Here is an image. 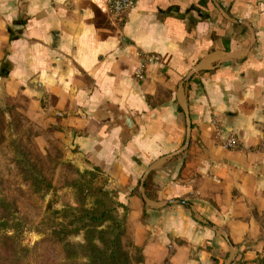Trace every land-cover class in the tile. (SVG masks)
Wrapping results in <instances>:
<instances>
[{
  "label": "crops",
  "instance_id": "1",
  "mask_svg": "<svg viewBox=\"0 0 264 264\" xmlns=\"http://www.w3.org/2000/svg\"><path fill=\"white\" fill-rule=\"evenodd\" d=\"M147 55L159 61L137 79ZM0 73L70 156L101 167L136 264H228L259 229L264 0H137L121 15L107 0H0Z\"/></svg>",
  "mask_w": 264,
  "mask_h": 264
},
{
  "label": "rangeland",
  "instance_id": "2",
  "mask_svg": "<svg viewBox=\"0 0 264 264\" xmlns=\"http://www.w3.org/2000/svg\"><path fill=\"white\" fill-rule=\"evenodd\" d=\"M62 140L40 118L30 115V102L22 92L0 98V264H69L63 244L52 235L63 222L71 228L72 216L50 210L96 205L100 199L116 207L125 218L121 237L129 263L136 264L139 251L127 235L126 214L99 166L79 164ZM260 227L227 253L228 264H264V214ZM56 220V223H53ZM84 242V232L72 236Z\"/></svg>",
  "mask_w": 264,
  "mask_h": 264
},
{
  "label": "trees",
  "instance_id": "3",
  "mask_svg": "<svg viewBox=\"0 0 264 264\" xmlns=\"http://www.w3.org/2000/svg\"><path fill=\"white\" fill-rule=\"evenodd\" d=\"M68 207L62 210H50L54 217L59 214L72 216L68 228L59 223L60 230L53 229L52 235L63 244L69 264H130L121 237L125 232V218L116 214V207L96 200V205L81 210ZM53 220V223H56ZM84 232V242H74V237Z\"/></svg>",
  "mask_w": 264,
  "mask_h": 264
},
{
  "label": "built area",
  "instance_id": "4",
  "mask_svg": "<svg viewBox=\"0 0 264 264\" xmlns=\"http://www.w3.org/2000/svg\"><path fill=\"white\" fill-rule=\"evenodd\" d=\"M137 0H107L109 10L116 14L121 15L131 11L136 6ZM159 59L152 55H147L140 65L135 69V77L143 79L146 76L148 65L157 63ZM218 130V143L224 149L235 150L242 146L240 138L236 134L224 135V132Z\"/></svg>",
  "mask_w": 264,
  "mask_h": 264
},
{
  "label": "water",
  "instance_id": "5",
  "mask_svg": "<svg viewBox=\"0 0 264 264\" xmlns=\"http://www.w3.org/2000/svg\"><path fill=\"white\" fill-rule=\"evenodd\" d=\"M219 7H220L221 11L223 12L222 7L221 6H219ZM235 21H237V20H235ZM252 33H253V36H254V39H255V32L253 31ZM6 80H7V76H5V75L0 73V98H2L5 95V92H6L5 91V82H6ZM120 117L122 119H124V123H125V125L127 126L128 129L132 130L135 127L134 120L132 119L131 116H129L128 114H123Z\"/></svg>",
  "mask_w": 264,
  "mask_h": 264
}]
</instances>
